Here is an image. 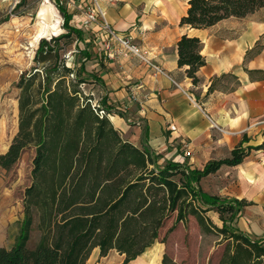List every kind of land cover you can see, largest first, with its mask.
I'll list each match as a JSON object with an SVG mask.
<instances>
[{
  "label": "trees",
  "instance_id": "16d2710c",
  "mask_svg": "<svg viewBox=\"0 0 264 264\" xmlns=\"http://www.w3.org/2000/svg\"><path fill=\"white\" fill-rule=\"evenodd\" d=\"M52 1L65 31L33 41L31 36L29 46L40 41L34 64L15 84L17 132L9 145L2 144L8 147L0 154V168L9 170L25 150H34L18 234L10 247H0V264H86L94 248L99 257L114 249L124 254L121 264H127L154 241L165 243L167 235L190 218L204 232L220 236L217 243L226 246L222 264H264V238L252 239L233 224L246 200L208 194L199 185L202 177L222 165L240 163L264 143L243 146L248 140L244 135L228 155L190 168L185 160L160 163L159 153L123 139L107 111L99 103L93 106V95L82 87L96 79L86 68L91 55L83 32L70 24L62 2ZM24 3L19 0L13 11ZM187 4L179 25L191 28H208L264 9V0H187ZM72 41L75 53L69 64L62 51ZM176 48L178 66L185 67L196 84V71L206 63L201 40L182 34ZM237 83L234 74L222 73L212 78L207 93L217 86L232 90ZM208 210L218 213L221 226L210 220ZM35 214L39 238L30 248ZM161 264L175 262L164 252Z\"/></svg>",
  "mask_w": 264,
  "mask_h": 264
},
{
  "label": "crops",
  "instance_id": "0c3cea01",
  "mask_svg": "<svg viewBox=\"0 0 264 264\" xmlns=\"http://www.w3.org/2000/svg\"><path fill=\"white\" fill-rule=\"evenodd\" d=\"M97 2L111 27L131 36L164 71L157 72L138 57L121 53L113 40L105 49L98 23L80 26L82 11L91 0L62 3L70 24L83 32L88 43L91 60L86 68L96 77L88 83L97 95L94 99L107 111L123 139L159 153L160 163L185 160L190 168L228 155L244 135L248 140L243 146L264 143V9L245 18L223 19L208 28H191L179 25L187 0ZM182 34L202 42L200 52L206 63L196 71V84L186 75L185 67L177 64L176 42ZM226 72L236 76L234 88L217 86L207 93L212 78ZM131 94L137 95V101H129ZM183 148L190 155L180 157ZM199 185L208 194L246 200L248 204L233 224L252 239L264 238V148L251 149L236 165H222L202 177ZM206 215L221 226L216 211L208 210ZM21 219L20 202L11 190L0 191V247L15 242ZM163 253L164 243L156 240L127 264H161ZM123 259L124 254L114 249L99 257L94 248L86 264H121Z\"/></svg>",
  "mask_w": 264,
  "mask_h": 264
},
{
  "label": "rangeland",
  "instance_id": "374dc122",
  "mask_svg": "<svg viewBox=\"0 0 264 264\" xmlns=\"http://www.w3.org/2000/svg\"><path fill=\"white\" fill-rule=\"evenodd\" d=\"M2 1L5 5L0 6V22L5 21V23L0 25V150L3 148L2 144H10L17 132L19 90L15 84L20 74L29 70L34 64L33 57L40 41L39 39L34 47L29 46L31 36L33 41L43 35L54 36L65 31L62 28V17L52 0H25V3L15 11H13L14 5L19 0ZM14 1L17 2L14 4ZM61 1L65 4L66 0ZM10 2L14 5H9ZM45 38L48 39V37ZM74 45L75 41H72L65 45L62 51L69 64L74 59ZM79 45L83 46V43ZM88 83L83 84L82 87L86 92L93 93V98H97L94 88ZM185 152L183 148V152H179L180 157ZM33 155L34 150L27 149L9 170L0 168V179L3 180L0 182V191L11 190L20 202L22 210L23 192L31 183ZM171 222L172 218L161 230V236ZM36 224L35 214L33 228L27 242L30 248L36 245L39 238ZM219 240L220 236L204 232L195 220L190 218L185 226L179 224L167 235L164 252L175 264H222V254L226 246L218 244Z\"/></svg>",
  "mask_w": 264,
  "mask_h": 264
},
{
  "label": "built area",
  "instance_id": "2783aa9c",
  "mask_svg": "<svg viewBox=\"0 0 264 264\" xmlns=\"http://www.w3.org/2000/svg\"><path fill=\"white\" fill-rule=\"evenodd\" d=\"M61 2V1H60ZM92 23H98L100 25L101 31H103V46L105 49H108L110 47V40L115 41L119 47L121 48V53L123 52L125 55H134L141 59L144 63H146L148 66H150L152 69H154L157 72L164 73L163 69L156 63L152 61V59L149 57L148 53L142 49L139 45L134 43L132 41V37L129 35L121 34L115 31L110 23L106 20L104 12L102 11L100 5L98 4L97 0H91V3L89 6H87L83 11L81 15V19L79 21V25L82 27L88 26ZM114 54V53H112ZM109 56L111 53L108 54ZM176 84V83H175ZM93 95V93H91ZM137 95L131 94L129 97V101H137ZM93 106L99 105L98 101L93 99L92 101ZM200 106V105H199ZM201 107V106H200ZM100 114L104 112L103 109H100ZM204 114L206 117L210 120V122L213 124L214 127H217L215 123L212 121L210 116L207 112L204 111ZM185 155H190V151L185 152Z\"/></svg>",
  "mask_w": 264,
  "mask_h": 264
},
{
  "label": "bare ground",
  "instance_id": "6f19581e",
  "mask_svg": "<svg viewBox=\"0 0 264 264\" xmlns=\"http://www.w3.org/2000/svg\"><path fill=\"white\" fill-rule=\"evenodd\" d=\"M39 13H40V12H39ZM39 13H38V14H39ZM41 14H43V13H41ZM43 16H44V15H43Z\"/></svg>",
  "mask_w": 264,
  "mask_h": 264
},
{
  "label": "water",
  "instance_id": "95a60500",
  "mask_svg": "<svg viewBox=\"0 0 264 264\" xmlns=\"http://www.w3.org/2000/svg\"><path fill=\"white\" fill-rule=\"evenodd\" d=\"M43 38H45V37H43Z\"/></svg>",
  "mask_w": 264,
  "mask_h": 264
}]
</instances>
